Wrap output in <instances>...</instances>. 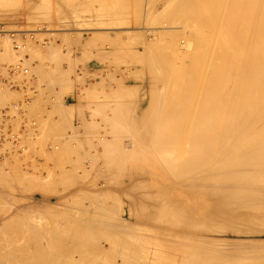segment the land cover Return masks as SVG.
Wrapping results in <instances>:
<instances>
[{"label": "bare ground", "instance_id": "6f19581e", "mask_svg": "<svg viewBox=\"0 0 264 264\" xmlns=\"http://www.w3.org/2000/svg\"><path fill=\"white\" fill-rule=\"evenodd\" d=\"M137 1H139V3H142L141 1H144V0H137ZM162 1H164L163 3L164 6L161 7V5L159 4L161 8L160 9V8H157L160 0L159 1L158 0H147L146 3H148V6H147L148 8L147 9L144 8V9H146L147 11L146 12L147 18L150 17L151 18L150 20L153 22V25H154L152 26V22H149L151 24L150 26L152 27H148V26L147 27H148V30L150 29L149 32L151 33L153 37L152 38L153 42H155L154 40L158 39L159 37H164L167 40L168 38H170V40L166 41V43L169 42L168 43L169 45L167 44L168 46L167 45L166 46L168 48L170 47V49L172 48V53H171V50H170V53L173 54V57L170 54L163 56L161 52H160L161 54H159L158 51L156 52V50H154L155 48L153 47L151 49L150 46H155L156 42L150 45L152 41H149V40H145L144 42L145 43L144 46L147 49L150 48V50H147V49L145 50L146 52L147 51L149 52V53L147 52V55L142 54V55L136 56V60L130 57L131 55L133 56V53L130 56L126 55L125 57L128 58L127 56H129L131 59H133L132 61H138V64H139L140 62L143 63L144 61H146L148 55L150 54L152 58V63L151 62L150 63L151 65H153L152 66L153 68L151 67L152 70L155 69L157 70V72L159 70L162 71L161 74H159L160 72L156 73L159 75V76L157 75L158 77L155 74L156 72L155 70H154L155 72L151 71V72H154L153 74H155V79L153 80V83H155V85L154 84L153 85L155 88H157L156 85L161 84L160 86H163L162 90L164 88L163 90L164 92L163 91L161 92L160 91L161 89L158 90V88L157 89L153 88L154 89L153 91L152 89L148 88L149 91H151V95L147 97V99L148 98L149 99L146 103V106L144 107L143 110H141L140 114L135 115L131 113L128 114L127 112H134L136 107L132 108L131 106H134L135 102H140L143 100L142 98H140L139 100H137L138 98L135 99V97L138 96L141 92V85L139 84H128L127 83L128 85H121L122 82L120 83V79H119L121 76L118 78H115L113 74L115 78L114 80L119 79V82H118L119 84L116 82L118 87H115L114 85L115 89L112 88V79L105 78L103 79V81L102 80L97 81V79H96L97 82L95 81L96 84L98 85L100 84V86L102 85L101 87L99 86L101 90H99L98 87H96L95 83H94L95 87H93L92 85L91 87L89 85L91 89H87V91L84 90L86 91V94H92L96 98H100L98 95V91L104 94L103 91L106 90V88L104 87V84H106L108 87L107 88L108 92H110V90L112 92V89H113L114 90L113 92L118 91L117 93L115 92L116 95L117 94L123 95V97L120 96L122 98L124 97L127 99L131 98V99L126 100L125 104H123L124 101H122V104L124 106L122 104L120 105L114 104V101H113L114 105H110L111 109L104 108L106 110L108 109L111 110V111L110 110L108 111V112H111V114H108V116L105 115L107 117L103 115L105 119L101 116V114H100V116L102 117L101 119H99L100 117L95 118V115L92 116V119L88 117L91 120L90 124L88 125L87 123L88 118L87 120H85L83 119L84 117L83 116L82 124L84 126L80 124L82 125L81 127H83V130L86 128L89 134L91 132H93L94 134L90 139L89 137H86V140L84 141L81 140V141H83L84 143H87L89 139L91 143H93L101 151L100 152L98 150L99 152H97V155L95 152V155L99 156L101 154L102 157L104 158L102 160L101 159L102 157L101 158L94 157L93 162H91L92 155H90L91 158L90 160H88L89 164H87L88 163L87 159L89 157L87 155L88 157L85 162L88 166L86 167H91L93 164L97 163V161H100V164H101V160H102V164L99 166V164L97 163L98 167L95 164L97 169L95 168L93 170L95 172L98 171L99 175H96L98 173L96 174L93 173L92 177L94 175H96L97 178L101 177L105 180V182L107 181L106 182L107 184H110L111 186L109 185L106 189L104 188L105 190L100 189L99 190L100 194H97L99 191L97 193H94L93 191L83 190V189L78 191L79 189L77 188L78 190H77V194H75L76 196L74 195V199L69 197L72 200L69 199L68 204H70L69 202L73 200H78L76 202L77 203L79 202L80 204L81 201L84 200V198L85 199L87 198L89 199V201L91 199H92L91 201L94 200L93 204H95L94 205L95 207H94V212L92 213L90 212L92 209L88 211V208L90 207L87 205V203L89 204L88 200H87L88 202L86 201L87 203L85 202L86 203L85 205L84 203L83 204L81 203V205H84V209H82L83 208L82 206V208H79L80 209L79 211H76L77 210L76 208L78 205L75 207L76 204L74 205L72 204L73 207H75L76 212L73 211V208L71 210V208H69L66 205L65 208L68 207V209H70L71 211L70 212L68 209L64 208L66 211H68L66 213V215H68L67 217H69V215L71 214L69 218L71 217L73 218V219L71 218L72 221L70 220L71 221L70 223L65 222V221L59 223L61 219L64 220L63 215H61L62 216L61 217L59 213L57 214L58 218L56 217L57 220L55 219V217L54 219H52L53 217L49 218V216L50 215L53 216V214L49 213L50 214L49 215L47 211H46L48 215L47 219L43 218L42 220L40 219L35 220L34 217L31 218L28 215V213H30L26 211L28 210V208L24 207L25 209H23L22 206L21 208L23 211H21V208H20L21 212L19 210L18 212L16 208V212L18 213L13 211L15 215L13 214L11 216V214L8 213L10 216L8 217L6 216L7 218H4V221H2L3 219L1 218V221H0V262L4 260L2 261V263L4 264H7L9 261L11 262L14 261L15 263L13 262V264H86V262L89 264H100V262L104 263V261L106 264L108 263L109 264H164V262L166 264H264V241H259L257 239L259 237H254L253 239H250L249 237H245L246 235L244 236V234H247V235L253 234L254 236L260 233H264V0H162ZM73 2L74 1H72V3ZM144 2L143 4H146ZM143 4H142V7H143ZM3 5L4 3H0L1 8L3 7ZM6 5H9V4L6 3ZM45 6L47 7L46 4ZM137 6L135 7L136 9H137ZM40 8L42 9V7ZM140 9L142 10V8ZM138 12H141V11L139 10ZM154 15H155V18L157 16L160 17L163 15L165 16L167 15V17H170V19L172 20L170 22L166 21L165 23H162V24L159 22L160 24L157 25V23H154V20H156L157 22L159 21V18L158 19L153 18ZM145 18H146V15H145ZM145 18H142L141 20ZM162 19H160L161 22H162ZM122 20H121V23H124L122 22ZM113 21L115 20L113 19ZM139 21L137 24H139ZM87 22L89 23V21ZM115 22L117 23V21ZM115 22H113V25L116 26V24H114ZM147 22L148 21H146V24H149ZM107 23L111 24L110 27L113 26L112 23H110L109 21ZM121 23L120 21L117 23L119 25L116 27V29H121V30L126 29L127 31H129L127 28L128 27L127 23H125L127 27L123 24L121 25ZM102 24H106V23L102 22ZM155 24L157 26H155ZM70 29H72V27ZM26 30L28 29H25V32ZM121 30H120L121 34L119 33L120 35H122V32L125 31V30H122V31ZM132 31L130 29L129 32L135 33ZM2 32L16 33V30L9 31L8 29L7 31L5 29L3 31L2 26H0V36L5 35L3 39H6V41L8 38H11L7 41V43L9 45H12V48H11L7 43H5L6 41L3 42L2 47H0V54H2L3 58L4 57L6 58V56L8 57V55L13 54L12 57L15 59L13 60L11 56H9L11 59L6 58V59H10L8 60L9 63L10 62L12 63L7 67V72H5L6 70L0 71L2 75L4 74V72L6 73L4 76L0 75V95H2L3 93V95L0 96V185L3 186L4 184L2 183L5 182L6 185L4 187H6L7 185L10 186L9 182L11 181L10 179L12 177L7 179V177L9 176H4V175L10 174L11 176V172L13 171L12 173H14V170L12 169L13 167L11 168V166L13 165L15 166V163L16 162L18 163L19 162L18 160H20V158L21 159L26 158L24 156L23 157L21 156L20 158L17 157L16 159L14 158V156L16 155L20 156L23 153L26 156L30 155L31 149L33 148L35 149V150L34 149L32 150L34 153L33 156H35L36 149H39L37 147L39 145H35V144H37L38 140L40 138L42 139L45 136V134L46 136L43 138V141H45L44 143L46 144L47 149L53 146L54 149L56 150L57 148L56 145L59 143L55 141L56 138L54 137H53V141H55L54 143H57V144H53L51 140L49 141L50 143L47 142L49 138L52 139V137H49L48 135L49 134L51 135V133H55L56 137L61 136L60 139H63L62 133H65V134L69 133L68 130H67L68 131L67 133L64 131H65V128L68 129V124L70 123V116L72 115L73 110L74 109L76 110L77 108V110L80 111L81 110L80 107L83 105V103H81V106L79 104H77L76 106V105H73L72 103L66 104L65 102H62L61 99L63 98H61V96H65L64 94L67 93V89L72 86V83H70L71 81L64 76L63 71L60 68H58L63 74L61 72L55 73L56 69L54 66V69H55L54 73L56 75H54L53 78L49 73L47 75V77L51 78L50 80H54L52 81V84L53 85L56 84V86H58V89L57 87L55 89V85L54 87H52L51 83H48L49 79L47 80L45 78L46 76L44 77V75H46V72L48 70H45L46 67L45 69H42L41 64H40L41 67L39 66L38 69L44 75L41 74L39 70L38 72H35L37 68L34 67V74H35V77H34V75L32 74V71H33L32 67L36 66V63L34 65L32 64L33 62L31 63L30 61H33V59L36 58V57H33V55L36 52V50L34 49L35 47L31 46L26 50L23 47V42L21 38H15L12 35V37L15 38L12 40V37H8V36L6 37L7 34L3 33L2 35ZM112 32H116L117 34L114 33L116 36L119 35L117 30L116 31L112 30ZM129 32L125 33V35L127 34L129 35ZM78 33L79 32L77 31V34ZM104 33H106L107 35V32H104ZM104 33L101 32V35ZM11 34L12 33H10L9 35ZM97 34L95 33L94 36ZM66 35L67 34H65V36ZM81 35L79 33L80 37ZM101 35L99 33V35L95 37L97 38L104 37L103 35L102 36ZM134 35H130V36H134ZM83 36L84 35H82V37ZM95 37H93V34L91 38L87 36L86 37V39H88L87 42L89 41V39H93V38L95 39ZM0 38L2 39V37ZM114 38H112V40L109 39V41H113ZM127 38L131 40L130 37H127ZM118 39L120 40V37ZM70 40L71 41L68 40L69 41L68 44L72 42V38ZM0 41L2 42V40ZM94 41H96V39ZM124 41L126 40L124 39ZM9 42L12 44H10ZM87 42L85 43L87 44ZM127 42L128 41L125 42L126 43L125 45H127ZM78 43L79 41H77V44ZM132 43H129V44H132ZM144 43L142 42V44ZM115 44H117V42ZM142 44H141V47L143 46ZM157 44L162 45L161 42H158ZM99 45L100 44H98V46ZM110 45H113V43ZM84 46H87V45H84ZM8 47H10V50L12 52L14 51V53L12 54L11 52L9 53ZM115 47L113 46V48ZM122 47L124 48V46H121L120 48L118 47L119 49L117 50L122 49ZM82 48H83L82 55L79 56V58H81L80 63H83L82 61L84 59H87V57H89L91 54L93 55V53H91L89 56H87L86 53L88 52L86 50L88 48L86 50H85V47H82ZM168 48H166V50ZM51 49H53L52 46H51ZM78 49H80V47ZM133 49L135 50V48ZM133 49L131 51L134 52ZM156 49H157V46H156ZM23 50L26 51L24 54H23L24 52ZM98 50L100 49L98 48ZM113 50L111 47L110 49H108V51L107 50L106 51L107 53L108 52L110 53L111 51L113 52ZM158 50H161V49L158 48ZM57 51L59 50H56V53ZM88 51L90 52V50ZM95 51L96 50L94 49V52ZM102 51L100 50L101 53L99 52L100 53L99 55L102 57L106 56V51L104 54H102L103 53ZM96 52L97 54L94 53V55H97L96 58L100 57L98 56V51ZM20 53H22L23 56L26 54V57L27 55L31 54L30 55L31 58L29 59V56H28L27 58L21 59L22 57L19 56ZM51 53H53L52 50H51ZM136 53H137V50H136ZM45 54L48 55L49 57V53H45ZM64 55L65 54H63L62 57H64ZM123 55L121 54V56ZM111 56L112 54L110 55V58H113ZM102 57L101 59H104ZM115 58H116V55H115ZM4 59L3 60L0 59L1 60L0 62L3 63ZM25 59L26 60L28 59V61L25 62L26 61ZM56 59L61 60V58H55V62H56ZM149 59L150 58L148 57V61ZM68 60H71V59H68ZM118 60L121 61L120 58ZM126 60L127 59H125V62ZM8 61L6 60V62L4 63L7 64ZM22 61L25 62L26 65L28 63L27 65L28 67L24 65ZM30 63L32 64V66L30 65ZM139 66L137 68H140L141 66L142 68L145 67L143 66V64L140 67ZM29 67L31 71L28 69ZM116 67L117 66H115L114 68ZM1 68L5 69V65L4 67H1ZM108 68L110 67H107V69ZM116 69H114V71ZM122 69H125V68H122ZM147 69L149 68L146 66V70ZM42 70H45L46 72L44 73L42 72ZM132 70H135V68ZM93 72L95 73L96 71H93ZM102 72L104 73L105 71H102ZM120 72H126V71L121 70ZM38 73H40V75L43 76V80L46 79V81H43V83L46 82L45 84H41L38 86L37 83H41L40 78L42 79V77L39 76ZM88 73L91 75L92 72L91 73L88 72ZM68 74H69V71H68ZM82 74H83V71H82ZM149 74L150 73L148 72L147 75ZM36 75H37V80L39 77V82H36L35 80ZM93 75L94 74L92 73L91 77H93ZM131 75L133 76V78H135V80L140 79V76H138L139 75L138 73L137 74L134 73ZM151 75H149V78L151 77ZM79 76L81 77V74ZM79 76H78V81L82 85L83 82H81L82 79H80L81 81L79 80ZM82 76L85 77L86 76L85 73ZM95 76L98 77L97 75ZM123 80H124V77H123ZM149 82L151 81L149 80ZM116 83L114 82V84ZM151 85H152V82H151ZM166 87H169V89L168 88L166 89ZM96 88H97V91H96ZM5 90L7 91V93ZM8 90L13 91V93L15 92L17 93V94L16 93L13 94L12 92L11 93L9 92L10 94H13V95L22 94L21 96H23L24 98L13 101V103L11 104L8 103L10 105H7V102L8 101L10 102V100L6 102L4 100V97L6 95H7L6 97L10 95L8 93ZM51 90L54 92H52ZM2 91H5V93ZM20 92H23V93H20ZM25 92L27 93L30 92L31 96H34V95L36 96L37 94L35 93L38 92V96L40 98H37V96L36 98L34 97L36 101L37 99L41 100V96H42L41 101L43 102L42 104L44 106L42 105V109H41L40 106L38 105L39 109H41V112L40 110L38 112H33L35 108L34 110H32L33 109L32 105H30L31 107V110H30L28 105L32 103L31 99L33 97L30 96V93L28 94L29 96H27L26 94L27 97H25L24 96ZM55 92L56 94L59 93L58 99L56 98L58 97V94L53 95ZM41 93L43 94L41 95ZM49 93H53L52 95L55 98L51 100H55L56 102L54 101L52 102L50 100L49 96L51 97L52 95L51 94L49 95ZM115 93H113V96H111L112 94L110 93L111 94L110 96L113 99L118 97V95L117 97L114 96ZM46 96L48 97L50 102L46 101L48 100ZM132 98H134L135 100H133ZM2 99L6 102V104ZM40 100L39 102H41ZM45 102H48L47 103L48 105L50 103V106L53 105L51 103L55 104L54 107H52L53 110H55V113L53 110L52 112L54 114L57 113L56 115L60 116L59 118L60 120L59 119L56 120L55 118L57 116L54 117L53 116L54 114L52 112H51L52 114L48 112L52 116L42 112L43 109L45 108ZM115 102L117 103L118 101H115ZM88 103L89 102H87V104ZM105 103L107 105L108 102H105ZM99 104L100 103H96V111L98 112L100 111ZM50 106H49V110L47 109L48 107L46 108L48 111H51L52 109V108L50 109ZM108 106L104 105V107H108ZM82 108L85 109V107H82ZM89 108H92L94 111L93 106L88 107L87 109ZM77 113H76V116H77ZM79 117L81 118V116ZM79 117H76V118L78 119ZM50 118L51 119L54 118V120L56 121L54 122L52 120L53 121L52 123L51 120H48ZM80 118H79V122H80ZM98 119L103 121L102 123H104V126L101 124L99 125V127L95 128L96 126L94 125V123H98V121L93 122V120H98ZM47 120L50 121L52 124L51 123L48 124ZM84 120L87 123V125L83 123ZM101 121L99 122L101 123ZM78 123L76 122L75 124L78 125ZM91 124L92 126L94 125L95 127L92 128L93 130L90 129L91 131L89 132L88 128L92 127L90 126ZM107 125L109 126V128ZM71 126L72 125L69 126L70 131L72 129L70 128ZM78 127L76 126L75 128L72 129V131H74V129ZM81 127L79 129H81ZM100 127L105 128V130L104 131L97 130ZM78 132H73V133H75L76 135ZM94 132L95 133L98 132V133L95 134ZM121 133L129 135L127 138L130 137L133 142H129V139H130L129 138L128 139L129 144L128 143L125 144V142H123L125 137L123 138V136L119 135ZM80 134L78 133L79 136ZM73 135L74 134H72V136ZM78 135L74 136V138L69 139L67 137L66 139L68 141L71 140L72 142L73 141L72 139H75ZM66 139L61 141V143L63 144L61 145V147L60 145L58 146L60 147L58 148L59 150L61 148H64L62 146H65L66 149H68L67 147L69 146V144L70 146H72L73 143L69 142L67 144ZM81 139H83V137ZM182 139L186 140L185 141L186 143H184V141L180 142V140ZM44 143L43 144L40 143V144L45 145ZM51 143H52V146L50 145ZM181 143L184 146L186 144V146L184 148L183 146H180L178 148V144H181ZM77 144H80V143H78L77 141ZM88 144H86V146ZM42 145L40 146L42 147ZM83 146L84 144L82 146L78 145V147L76 145V147L78 148L77 149L78 151L76 150L72 151L73 148L70 147L71 148L70 152L75 153L76 151L80 153L82 151L79 150V147H82L83 149ZM86 146H85V149H86ZM171 146L172 148L174 146L177 148V150L175 149L176 152H178V149L182 147L183 149L182 148L181 149L182 151L184 150L183 151L184 153L181 150L180 151L183 153V155L179 156L178 153H176L178 155L177 156L176 154H173L174 150L170 148ZM53 147L51 148V152H55ZM28 149H30V152H29L30 154L29 153L27 154L26 152V151H29ZM66 149L65 150L63 149L65 153L68 152ZM85 149H83V152L86 151ZM89 149L87 150L88 154L89 152L91 153ZM39 150H37L38 153L40 152ZM171 150L173 153L171 152ZM44 151L45 150H43V152ZM64 151H62V153ZM10 152H12L15 155L10 154ZM44 153L46 156L47 153L46 152ZM49 153L47 154L48 155L47 157L51 155V154L49 155ZM62 153H61V156L60 155L59 156L63 159ZM79 153H76L75 155L77 156ZM82 153L80 154L82 155ZM70 154L71 153H69V155ZM10 155H13V157ZM66 155H64V157ZM71 155H74V154H71ZM8 156H10L12 159L14 158L13 160H16V162L13 161L14 162L13 165L9 164L11 165L10 168L12 171L7 167L8 164L7 166L5 165L6 164L5 159L7 160L10 158V157L8 158ZM55 157L57 156L55 155ZM55 157H51V159L52 158L54 159ZM83 157L86 158L85 155ZM131 157H133L135 161L132 164H128L127 158L130 159ZM44 158L46 159V157ZM72 158L73 157H69L70 161L68 159L67 160L64 159V160L66 162L67 161L71 162L73 159H75V157L73 159ZM76 158H79V157H76ZM95 158L98 160L95 161L94 160ZM31 159L33 160V158L31 157L29 162H31ZM41 159H40L41 161H38L39 163L40 162L42 163L43 158ZM57 160L58 159H56L55 167L57 164ZM77 162H75L74 160L73 167L75 168L73 170L70 169L71 171H75L76 169L78 170L77 167L79 166L80 168L82 167V165H78L79 163L77 164ZM32 163L33 162H31L30 165H32ZM43 163L46 164L45 160ZM75 163L77 165H75ZM2 164H4V166L7 167V171L10 170L9 173H7V171L4 170L5 168L2 169L3 168ZM86 164H84V166ZM63 165L62 163L61 164L59 163L57 165L56 169L58 172L56 175H58V177H60L61 179L62 177L66 176L67 179L65 180H67L68 182V180H70L69 178H70L71 173L69 174L70 170H68L69 171L68 172L66 167L63 168L64 167ZM86 167L85 169L87 170ZM33 168L35 167L33 166ZM33 168L31 167V170ZM44 168H45V165H44ZM52 168L54 169V165H52V167L49 169H52ZM53 169L50 170V173L51 171H53ZM16 170L18 171L17 168L15 169V171ZM83 170L84 168L82 167V171ZM27 171L26 172L24 171V172L30 175L31 174L29 172L30 170L28 171L29 173ZM87 171L84 172L85 176L92 174L91 173L92 171H90L91 174L88 171L86 175ZM80 172H81V169H80ZM80 172L79 173L76 172L79 175V177L81 173H83V172L81 173ZM50 173H49V170H48V173L46 172L47 177L45 176V173H44L45 180H44V176H42L41 178H43L42 179L43 181H41V180H36L37 178L40 179L39 177H36L38 176V174H34L36 176L32 175L34 178L29 179V177L23 174V171H22L23 176L27 177L25 186L27 188L29 187V190L31 191H38L43 194L53 195L56 192V190H49L51 188L50 187L51 185L49 186L50 187L49 189L47 188L49 185V183L47 184V181L50 182L52 186L56 183V182L55 183L51 182L50 179L54 175ZM84 173L81 176V178L83 177L81 180L84 179ZM40 174L41 172L39 173V176ZM67 174H69V178ZM12 175L14 176V174ZM50 175H51V178H50ZM73 175L75 174L73 173L72 176ZM16 176H19V174L18 175L15 174L14 177ZM96 176L93 178L96 179ZM14 177L12 181L16 179ZM58 177L56 178V180L60 179ZM4 178L10 181L8 182ZM123 178H127L128 181L130 182V185L128 184L129 185L128 187L126 184H124ZM148 178L150 181L149 183L150 185H147L149 181H146V180ZM61 179L60 181L58 180L60 184L62 183ZM73 179L77 180L75 179V176L72 178V180ZM74 180L72 182L69 181L70 183H73V184H70V186L71 185L73 186L74 183L76 182L80 183L79 181L75 182ZM91 180L92 179H90V182ZM93 180H92V183L95 184V186L98 184H101V186L103 187L105 185L104 183L96 184L93 182ZM96 180L98 181V179ZM96 180L94 181L96 182ZM166 180H170V184L166 183ZM12 181H11V185H12ZM88 181H85V182L87 183ZM21 182L22 181H20L21 185L25 184ZM13 183L15 182L13 181ZM63 184L65 185L66 181ZM63 184H61L63 187H65L63 189L67 190L68 189V187L66 188L67 184L65 186ZM93 184H90L89 186L92 187ZM8 186L6 188H10ZM15 187H18V186L16 185L14 186V188ZM54 187L55 185L52 188L54 189ZM126 187H127V190L129 191L131 190L130 193L133 194V195L131 194V196L130 195L128 196V194L126 195V199L130 200L132 204H129L126 202L121 203L120 201L121 199L119 200L120 197L118 196L117 192L123 191L125 195ZM14 188H11L10 191H13V190L15 191L16 188L15 189ZM61 188L62 187L60 186V189ZM110 188H112V190ZM22 189H25V188L22 187ZM57 192H59V190H57ZM4 193L3 195H1L2 198H0L1 199L0 202L2 201V204H3V200H2L3 196L8 195L7 197L12 198L13 196L18 195L13 192L9 194L8 193L4 194ZM67 196H70V194ZM71 196L73 197V195ZM99 197L106 198V199L108 198L111 201H107L106 199L105 200L103 199L104 200L103 201ZM169 197L173 198L174 200H170ZM4 198H6V196ZM98 198L102 202H99V201L97 202L96 200ZM12 199H8L9 204L10 203L14 204V202H10V201L15 200L16 202L18 200V199L17 200L16 199L12 200ZM145 199H147V201ZM6 201H7V198H6ZM6 201L3 204L4 206L7 204L5 208L9 206V204L6 203ZM91 201L90 203H92ZM65 203L67 204V202ZM2 204L0 203V213L1 214L6 213V211H4L5 209L3 208L4 206H2ZM60 204H61V201H60ZM120 205H123V208L125 207L124 213L128 214L126 218H123L124 216H122L123 209L120 208ZM55 206H56V203H55ZM85 206L86 208L87 207L88 208L86 209ZM132 206L134 207L133 209L135 210L137 208V210L135 212L132 211V213L134 212L133 213L134 215H137V214L141 215L142 220L144 219L146 224H142L141 222L139 223L140 221L139 219L132 221L131 219L128 218L129 214L131 213ZM146 206H149V207H146ZM33 207L35 208V206ZM78 207H81V206H78ZM57 208H59L60 210V207H58V205H57ZM147 208H149V210H147ZM150 208L152 209L150 210ZM8 209L10 210V207H8ZM45 209L47 210V208ZM62 209L63 208H61V211L58 210L60 214L65 212L64 209H63L64 212H62L63 211ZM48 211H50V209ZM57 212H55L54 215H56ZM37 213L39 212H36V214ZM42 214L43 213H41V215ZM59 217H61L60 220H58ZM109 217H112L110 218L111 221ZM80 219L83 222H80ZM163 224H168L170 228H165ZM141 225L144 228L140 227ZM161 226H163L165 230L167 229L170 230L169 232H166L163 234L164 235L163 239L159 237V231L161 230L160 228ZM152 227H155L156 230L153 231ZM10 230L11 231L14 230L15 231L14 233L16 234L13 235V231L9 232ZM63 230H68L67 233H69V231H73V233L65 234L64 232H62ZM45 231H47V234L44 233ZM9 235H13V236H9ZM13 237L14 239H12ZM101 237H106L109 242H107V244L105 245L103 243H100L99 239ZM134 239L138 241L137 244L140 243L138 244L140 246L134 244L136 243V241L134 242ZM132 241L134 243H132ZM164 241H166L172 247H169V245L168 246L165 245L167 243ZM29 243L32 244V247H33L32 249L26 248V245H28ZM104 243H106V241H104ZM162 243H165V244H162ZM22 244L25 245L24 249H18V248H22L20 247V245ZM12 248H14V252L13 250H11ZM184 248H188V249H184ZM246 250H248L249 252H247ZM6 257H8L9 260L7 259V262L5 263ZM106 261H108V263Z\"/></svg>", "mask_w": 264, "mask_h": 264}, {"label": "rangeland", "instance_id": "374dc122", "mask_svg": "<svg viewBox=\"0 0 264 264\" xmlns=\"http://www.w3.org/2000/svg\"><path fill=\"white\" fill-rule=\"evenodd\" d=\"M14 1V2H13ZM72 1H74L73 3H72ZM104 1V2H103ZM107 1V2H106ZM137 0H47V1H45V0H0V3H4V5H3V7L1 8L0 7V9H2V10H0V26H2V30L4 31L5 29L8 31V29H9V31H15L16 30V33H14V32H2V35H3V33H5V34H7L6 35V37L8 36V37H12V35L15 37V38H21V40H22V42H23V47L27 50L29 47H31V46H33V47H35L34 49L36 50V52H35V54L33 55V57H36V58H34L35 59V61H34V59H33V61H30L32 64H34L35 65V63H36V66H33L32 67V69H33V71H32V74L34 75V77H35V74H34V67H36L37 68V70L35 71V72H38V68H39V66L41 67V65H42V69H45V67H46V69L45 70H48L47 72L45 71V70H42V72H46V75H44L43 73H41L40 72V70H39V72L41 73V74H43L44 75V77L49 81H47L48 83H51V86L52 87H54V85H55V87H56V84H52V81H54V80H50L51 78H49V77H47V75H48V73L52 76V78H53V76L54 75H56L55 73H57V72H61L58 68H60L62 71H63V73H64V76L67 78V79H69L71 82L70 83H72V85H73V83L74 84H78L79 83V85H81V83L78 81V76L81 74V77L79 76V80L80 79H82V81L81 82H83V83H85V80H88V81H93L94 82V80H102L103 81V79H105V78H110V79H112V88H114L115 89V87H118V85H117V83L119 82V79H120V83L122 82V84L121 85H128V84H139V85H141V92H140V94L138 95V96H136L135 97V99H137V100H139L140 98H142L143 100L142 101H140V102H135V105L134 106H131L132 108H135L136 107V109L134 110V112H127L128 114L129 113H131V114H135V115H138V114H140V112H141V110H143L144 109V107L146 106V103H147V101H148V99H147V97L149 96V95H151V91H149V89L148 88H150V89H152V91L154 90V89H157L158 88V90L159 89H161L160 91L162 92L163 90H164V88H163V90H162V87L163 86H160L159 84H157L156 85V87L157 88H155L154 87V85H155V83H153V80L155 79V74L156 73H158V72H160L159 74H161L162 73V71L161 70H159L158 72H157V70H155V69H153L152 70V66L153 65H151V63H152V58H151V55L149 56L148 55V57L150 58L149 59V61H148V57H147V60L146 61H144L143 63L142 62H140L139 64H138V61H132L133 59L134 60H136V56H139V55H144V54H146L147 55V52L145 51L147 48L144 46L145 45V40H149V41H152V43H150V45H152V44H154L155 42H156V45L155 46H150L151 47V49H152V47L153 48H155L154 50H156V52L158 51V53L159 54H161L162 53V55L163 56H166L167 54L169 55H171L172 57H173V54H171L172 53V48L170 49V47L168 48L167 46L169 45L168 43L169 42H167L166 43V41H168V40H170V38H168V40L167 39H165L164 37H159L158 39H160V40H158V39H156V40H154L155 42H153V37H152V35H151V33L149 32V30H148V27H152V26H154L153 25V22L150 20L151 18L150 17H148L147 18V11H146V9L148 8L147 6H148V3H146L147 2V0H144V1H141L142 3H139V1H137ZM159 1V0H158ZM9 2V3H8ZM10 2H12V3H10ZM29 2V3H28ZM31 2V3H30ZM37 4H36V3ZM118 2V3H117ZM120 2H122V3H120ZM143 2L144 3H146V4H143ZM6 3L7 4H9V5H6ZM18 3H19V5H18ZM41 3V4H40ZM44 3V4H43ZM65 3V4H64ZM72 3V4H71ZM107 3V4H106ZM127 3V4H126ZM158 3V2H157ZM163 3H164V1H162V0H160V2L158 3V7L157 8H160V5H161V7L162 6H164L163 5ZM24 4V5H23ZM33 4V5H32ZM45 4L47 5V7L45 6ZM64 4V5H63ZM71 4V5H70ZM99 4V5H98ZM120 4V5H119ZM129 4V5H128ZM139 6V4H140V8H142V10L137 6V5ZM142 4H143V7H142ZM160 4V5H159ZM49 5V6H48ZM62 5V6H61ZM68 5V6H67ZM119 5V6H118ZM125 5V6H124ZM135 5V6H134ZM2 6V5H1ZM44 6V7H43ZM78 6V7H77ZM84 6V7H83ZM102 6H103V8H102ZM123 6V7H122ZM128 6V7H127ZM137 6V9L135 8ZM145 6V7H144ZM35 7V8H34ZM40 7H42V9L40 8ZM115 10H114V9ZM144 8H146V9H144ZM47 9V10H46ZM97 9V10H96ZM111 9V10H110ZM161 9V8H160ZM35 10V11H34ZM66 10V11H65ZM103 10V11H102ZM120 10V11H119ZM136 10V11H135ZM141 11V12H138V11ZM144 10V11H143ZM156 10H158V9H156ZM69 11H70V13H69ZM72 11V12H71ZM76 11V12H75ZM58 12V13H57ZM107 13V14H106ZM127 13V14H126ZM137 13V14H136ZM141 13H143V14H141ZM146 13V14H145ZM47 14H48V16H47ZM53 14V15H52ZM73 14V15H72ZM157 14V13H156ZM155 14V15H156ZM145 15H146V18H145ZM155 15L153 16V18H155ZM158 15V14H157ZM134 16V17H133ZM138 16V17H137ZM141 17V18H140ZM59 18H60V20H59ZM77 18H78V20H77ZM108 18V19H107ZM126 18V19H125ZM136 18V19H135ZM139 18V19H138ZM142 18H145V19H143V20H141ZM153 18H152V20H153ZM159 18V21H157L156 22V20H154V23H157V25H159L160 23L162 24V23H165L166 21H168V22H170L172 19H170V17H167V15L165 16V15H163V16H160V17H156L155 19H158ZM163 18V19H162ZM106 19V20H105ZM110 19H111V21H110ZM113 19L115 20V21H117V23L120 21V23H121V20H122V22H124V23H121V25L123 24V25H125L126 27H127V25H128V30L130 31V29H131V31H132V29H133V31L132 32H135V33H131V32H129V31H127L126 29H122V30H125L124 32H122V35H120L121 34V32H120V30L121 29H116V27L119 25V24H117L115 21H113ZM125 19V20H124ZM129 21H128V20ZM138 19V20H137ZM150 21H149V20ZM160 19H162V22H161V20ZM170 19V20H169ZM103 20H105V21H103ZM127 20V21H126ZM140 20V21H139ZM87 21H89V23L87 22ZM110 22V23H112V25H113V22H115L114 24H116V26L115 25H113L112 27H110V25L111 24H109V23H107V22ZM138 21H139V24H137L138 23ZM142 21V22H141ZM146 21H148L147 23H149V22H152V26H150L151 24L149 23V24H146ZM72 22H74V23H72ZM78 22H80L81 23V25H80V23H78ZM82 22H84V23H82ZM93 22H94V24H93ZM102 22L104 23H106V24H102ZM130 22V23H129ZM134 22H136V23H134ZM160 22V23H159ZM5 23V24H4ZM65 23H66V25H65ZM88 23V24H87ZM125 23H127V25L125 24ZM140 23H141V25H140ZM33 24V25H32ZM68 24V25H67ZM102 24V25H101ZM107 24H109V25H107ZM132 24V25H131ZM136 24V25H135ZM120 25V26H121ZM138 25V26H137ZM156 24H155V26H157ZM100 26V27H99ZM102 26V27H101ZM107 26V27H106ZM124 26V27H125ZM134 27V28H132V27ZM141 26V27H140ZM148 26V27H147ZM72 27V29H70ZM98 27V28H97ZM108 27H110V28H108ZM125 27V28H126ZM136 27H138V28H136ZM146 27V28H145ZM40 28V29H39ZM45 28V29H44ZM91 28V29H90ZM108 30H107V29ZM137 30H136V29ZM19 29V30H18ZM24 31H23V30ZM25 29H28V30H26V32H25ZM35 29V30H34ZM110 29V30H109ZM30 30V31H29ZM32 30V31H31ZM34 30V31H33ZM94 30V31H93ZM97 30V31H96ZM112 30L113 31H116L117 30V32H118V36H116L114 33H116V32H112ZM121 30V31H122ZM136 30V31H135ZM145 30V31H144ZM148 30V31H147ZM76 31V32H75ZM77 31L80 33V35H81V33H82V35H84L83 37L85 38H83L82 37V35H81V37L79 36V33L77 34ZM91 31H93V32H91ZM107 32V35H106V33H104V32ZM127 31V32H126ZM140 31V32H139ZM59 32V33H58ZM63 34H62V33ZM97 32H98V34H97ZM101 32L102 33H104V34H102L104 37L106 36H108L107 38L105 37V39H104V37H101L102 35H101ZM129 32V35L127 34V35H125V33H128ZM10 33H12L11 35H9ZM18 33H20V34H18ZM49 33V34H48ZM97 34V35H99V33H100V37L101 38H97V37H95V36H97V35H95L94 36V34ZM109 33H111V34H109ZM114 35H113V34ZM65 34H67L66 36H65ZM77 34V35H76ZM92 34H93V37H95V39H96V41H94L93 39H89V41L87 42V40L88 39H86V37L88 36L89 38H91L92 37ZM111 36H109V35ZM117 34V33H116ZM135 34V35H134ZM138 34V35H137ZM63 35V36H62ZM130 35H134V36H130ZM142 35H143V37H142ZM5 36V35H4ZM4 36H0V37H2V39L0 38V40H2V42L0 41V47H2V43L3 42H5L6 41V39H3L4 38ZM17 36V37H16ZM68 36H69V38H68ZM77 36H79V37H77ZM122 36V37H121ZM150 36H151V38H150ZM5 37V38H6ZM14 37H12V40L13 39H15ZM64 37V38H63ZM110 37V38H109ZM115 37V38H114ZM116 37H117V39H116ZM120 37V40L118 39ZM125 37V38H124ZM127 37H130V39L131 40H129ZM133 37V38H132ZM166 37V36H165ZM68 38V39H67ZM72 38V42L71 43H69L68 44V42L69 41H71L70 39ZM75 38V39H74ZM76 38H78V39H76ZM112 38H114L113 39V41H109V39L110 40H112ZM146 38V39H145ZM163 40H162V39ZM167 38V37H166ZM9 39H11V38H8L7 39V41L9 40ZM63 39H65V40H63ZM116 39V40H115ZM124 41V39L126 40V41H128L127 42V45H125L126 43V41H122V40ZM132 39H134V40H132ZM142 39H143V41H142ZM152 39V40H151ZM4 40V41H3ZM11 40V41H12ZM69 40V41H68ZM79 41V43L77 44V41ZM7 41L5 42V43H7ZM65 41V42H64ZM66 41H67V43H66ZM76 41V42H75ZM87 42V44L85 43V42ZM121 42V44H120V42ZM129 41H131V42H129ZM139 41V42H138ZM144 43V44H142V42ZM165 42V44H164V42ZM94 42H96V43H94ZM100 42H102V43H100ZM104 42V43H103ZM117 42V44H115ZM133 42V43H132ZM158 42H161L162 43V45L161 44H157ZM10 43V42H9ZM43 43V44H42ZM50 43V44H49ZM63 43V44H62ZM81 43V44H80ZM93 43V44H92ZM108 43V44H107ZM113 43V45H110V44H112ZM119 43V44H118ZM129 43H132L133 45H135V46H133L132 44H129ZM143 45L142 47H141V44ZM8 44V43H7ZM10 44H12V43H10ZM55 44V45H54ZM93 45V46H91V45ZM94 44H95V46H96V48H95V46H94ZM98 44H100L99 46H98ZM115 44V45H114ZM123 44V45H122ZM168 44V45H167ZM9 45V44H8ZM76 45V46H75ZM82 45V46H81ZM84 45H87V46H84ZM117 45V46H116ZM124 46V48L122 47V49H120V50H117V49H119L121 46ZM167 45V46H166ZM11 48H12V45H9ZM48 46V47H47ZM51 46L53 47V49H51ZM103 46V47H102ZM113 46L116 48H113ZM129 46H131V47H129ZM156 46H157V49H156ZM159 46V47H158ZM163 46V47H162ZM166 46V47H165ZM10 47H8L9 48V53L11 52V54L12 53H14V51L12 52L11 50H10ZM57 47H59V48H57ZM61 47V48H60ZM80 47V49H78ZM82 47H85V50L88 52V53H86L87 54V56H89L91 53H93V55L91 54L89 57H87V59H84L82 62L83 63H80L81 62V58H79V56H81L82 55ZM101 47H102V49H101ZM112 47V50H113V52L111 53L112 54V56L111 57H113V58H110V53L108 52L107 53V51H108V49H110ZM119 47V48H118ZM129 47V48H128ZM47 48V49H46ZM56 48V49H55ZM98 48L102 51V50H104V51H102L103 53L102 54H104L105 53V51H106V56H104V57H102V56H100L99 54L101 53L100 52V50H98ZM126 48V49H125ZM128 48V49H127ZM131 48V49H130ZM133 48H135V50L133 49ZM145 48V49H144ZM158 48L159 49H161V50H158ZM164 48V49H163ZM166 48H168L167 50H166ZM94 49L96 50V51H98V56H100V57H98V58H96L97 57V55H94V53H96L97 54V52L95 51L94 52ZM124 49V50H123ZM134 50V52L133 51H131V50ZM143 49V50H142ZM51 50H52V52L53 53H51ZM56 50H59V51H57V53H56ZM80 50V51H79ZM88 50H90V52L88 51ZM116 50V51H115ZM129 50V51H128ZM136 50H137V53L138 52H140V51H142V52H140V53H138V55H137V53H136ZM140 50V51H139ZM147 50H150V48L149 49H147ZM153 50V51H154ZM170 50H171V53H170ZM24 51V50H23ZM62 51V52H61ZM65 51V52H64ZM118 51V52H117ZM125 51V52H124ZM131 51V52H130ZM163 51V52H162ZM168 51H169V53H168ZM26 51H24L23 52V54L25 53ZM66 53L65 55H64V57H62L63 55H62V53ZM100 52V53H99ZM120 52H122V53H120ZM126 52H127V54H126ZM130 52V53H129ZM155 52V51H154ZM161 52V53H160ZM165 52H167V53H165ZM45 53H49V57H48V55H47V57L45 58L44 56H43V54H45ZM68 53V54H67ZM113 53H114V55H113ZM133 53V56L131 55ZM149 53V52H148ZM157 53V54H158ZM121 54L123 55V56H121ZM1 55V57H0V59H4L3 57H2V54H0ZM15 55H17V54H15ZM31 55V54H30ZM30 55H27V57L29 56V59L31 58L30 57ZM52 55V56H51ZM53 55H55V56H53ZM115 55H116V58H115ZM126 55H131L130 57H132L133 59H131L129 56H127L128 58H126L125 56ZM9 56H13V54L12 55H8V57L6 56V58H10ZM19 56L20 57H22L21 59H23V58H27L26 57V54L23 56L22 55V53H20L19 54ZM69 56V57H68ZM15 57V56H14ZM17 57V56H16ZM20 57H18V58H20ZM61 58V60L60 59H56V62H55V58ZM101 57L102 58H104V59H106V60H104V59H101ZM5 58V59H6ZM13 58V57H12ZM63 58V59H62ZM77 58V59H76ZM100 58V59H99ZM109 58H110V60H109ZM121 59V61L120 60H118V59ZM123 58V59H122ZM4 59V62H6V60L8 61V60H10V59H6L5 60ZM31 59V60H32ZM51 59V60H50ZM68 59H71V60H68ZM76 59V60H75ZM115 59H116V61H115ZM125 59H127L126 60V62H125ZM129 59V60H128ZM13 60H15L14 58H13ZM13 60H11V61H13ZM26 60V59H25ZM25 60H23V61H25ZM79 60V61H78ZM1 61V60H0ZM22 61V63H24V65H26V63L25 62H27L28 61V59L25 61V62H23ZM47 61V62H46ZM60 61V62H59ZM65 61V62H64ZM72 61V62H71ZM119 61V62H118ZM131 61V62H130ZM2 63V62H0V65H1V67H4V65H5V69H2L1 67V69H0V71L2 70H6L5 72H7V67L12 63V62H10L9 63V61L7 62V64L6 63ZM59 62V63H58ZM71 62V63H70ZM112 62V63H111ZM114 62V63H113ZM130 62V63H129ZM135 62V63H134ZM147 62V63H146ZM151 62V63H150ZM14 63V62H13ZM30 63V65L32 66V64ZM38 63H39V65H38ZM67 63V64H66ZM105 63V64H104ZM108 63H110V64H108ZM126 63V64H125ZM132 63H134V64H132ZM149 63V64H148ZM41 64V65H40ZM82 64V65H81ZM115 64V65H114ZM136 64V65H135ZM143 64V66H145V67H143L142 68V65ZM146 64V65H145ZM148 64V65H147ZM27 65H28V63H27ZM26 65V66H27ZM29 65V66H30ZM59 65V66H58ZM71 65V66H70ZM102 65V66H101ZM111 65H112V67H111ZM141 67H140V66ZM151 65V66H150ZM25 66V67H26ZM54 66H55V69H54ZM73 66V67H72ZM80 66V67H79ZM82 66V67H81ZM110 67V68H108L107 69V67ZM115 66H117L116 68H114ZM128 66H129V68H128ZM140 67V68H137V67ZM146 66L149 68V69H147L146 70ZM28 67V66H27ZM53 67V68H52ZM152 67V68H151ZM88 68V69H87ZM104 68V69H103ZM122 68H125V69H122ZM135 68V70H132V69H134ZM137 68V69H136ZM30 71H31V69H30V67L28 68ZM58 69V70H57ZM64 69V70H63ZM106 69V70H105ZM114 69H116L115 71H114ZM54 70H55V73H54ZM78 70V71H77ZM98 70V71H97ZM107 70H109V71H107ZM122 70H125L126 72H120V71ZM132 70V71H131ZM138 70V71H137ZM141 70V71H140ZM142 70H143V72H142ZM156 72H155V71ZM67 71V72H66ZM68 71H69V74H68ZM82 71H83V74L85 73V75L87 76H82L83 74H82ZM84 71H86V72H84ZM93 71H96L95 73L93 72ZM102 71H105L104 73L102 72ZM114 71V72H113ZM146 71V72H145ZM151 71H154L155 72V74H153L154 72H151ZM4 72V74L2 75L1 73H0V75H2V76H4L6 73ZM88 72H92L94 75H93V77H91L92 76V73H91V75L88 73ZM99 74H98V73ZM101 72V73H100ZM111 72H112V74H111ZM130 72H131V74H134V73H138L139 75L138 76H140V79H137V80H135V78H133V76L130 74ZM148 72L150 73L149 75H151V77L149 78V75H147L148 74ZM40 73H38V75L39 76H41L40 75ZM62 73V72H61ZM62 73V74H63ZM112 75H110V74ZM119 73H120V75H119ZM122 73H123V75H122ZM140 73H141V75H140ZM143 73V74H142ZM113 74H114V76H115V78H118V77H120L119 79H117V80H114L115 78H114V76H113ZM128 74V75H127ZM67 75H69V76H67ZM95 75H97L98 77H96ZM110 75V76H109ZM119 75V76H118ZM125 75V76H124ZM158 74H156V76H157ZM71 76V77H70ZM95 76V77H94ZM124 77V80H123V77ZM131 76V77H130ZM159 76V75H158ZM157 76V77H158ZM42 77V79L40 78V82L41 83H37L38 84V86L39 85H41V84H45V83H43V81H46V79H44L43 80V76H41ZM56 77V76H55ZM101 77V78H100ZM127 77V78H126ZM129 77V78H128ZM153 77V78H152ZM152 79V80H151ZM35 80H36V82H39V77H38V80H37V75H36V78H35ZM114 80V81H113ZM122 80V81H121ZM140 80H141V82H140ZM149 80L152 82V85H151V82H149ZM51 81V82H50ZM77 81H78V83H77ZM114 82L116 83V84H114ZM155 82V81H154ZM82 83V84H83ZM128 83V84H127ZM149 83V84H148ZM157 83V82H156ZM119 84V83H118ZM154 84V85H153ZM50 85V84H49ZM114 85H115V87H114ZM149 86V87H148ZM152 88H151V87ZM161 87V88H160ZM40 88V87H39ZM154 88V89H153ZM169 89V87H166V89ZM39 90V89H38ZM37 90V91H38ZM100 90V89H99ZM116 90H117V88H116ZM6 91V90H5ZM5 91H2V92H4L5 93ZM27 91V90H26ZM42 91H44V90H42ZM52 91V90H51ZM114 90L112 89V96H113V93H117L118 91H115V92H113ZM13 93V91H9L8 90V93ZM39 92V91H38ZM38 92H36L35 94H37L36 96H37V98H40L39 96H38ZM52 92H54V91H52ZM164 92V91H163ZM6 93H7V91H6ZM9 93V94H10ZM16 93V92H15ZM15 93H13V94H15ZM20 93H23V92H20ZM20 93H18V94H20ZM30 93V92H29ZM29 93H27V92H25L24 93V96L25 97H27V96H29L28 94ZM116 93L114 94V96L115 97H117V95H118V97H119V99H118V97L117 98H115V99H113L112 100V105H114V104H122V101H124V103L123 104H125L126 103V100H128V99H131V98H122L123 97V95H119V94H117L116 95ZM150 93V94H149ZM13 94H10V95H8V97H6L5 95V97H4V100L7 102L8 100H10V102L8 101L7 102V105H10L11 103H13V101H16V100H18V99H23L24 97L23 96H21V95H13ZM17 94V93H16ZM26 94H27V96H26ZM43 93H41V95H42ZM52 95L53 93H49V95ZM56 94V92L53 94V95H55ZM58 94V97H56L57 99L59 98V93H57ZM56 94V95H57ZM2 95H3V93H2ZM2 95H0V96H2ZM33 95V94H32ZM40 95V94H39ZM49 96V98H50V100L51 99H53V98H55L54 96ZM64 95H66V94H64ZM98 95H99V97H102L101 95H103L101 92H99L98 91ZM30 96H31V93H30ZM36 96L34 95V96H31V97H33L32 99H31V102L33 103H31V104H29L28 105V107L30 108V110H31V107H30V105H32V110H34V108H35V110L33 111V112H38L39 110H40V112H41V109H42V96H41V100L40 99H37V101H36ZM120 96H122V97H120ZM35 97V98H34ZM47 97V96H46ZM2 98V97H1ZM13 100H12V99ZM61 98H63V99H61L62 100V102H64L63 100L65 99V96H61ZM33 99H34V101H33ZM47 99H48V97H47ZM56 99V100H57ZM97 99H99V98H97ZM133 100H135L134 98H132ZM3 100V99H2ZM1 100V101H2ZM3 100V101H4ZM12 100V101H11ZM39 100L41 101V102H39ZM50 100L48 99V100H46V101H49L50 102ZM136 100V101H137ZM4 101V102H5ZM52 102L54 101V102H56L55 100H51ZM113 101H114V104H113ZM115 101H118L117 103L115 102ZM121 103H120V102ZM6 102H5V104H6ZM37 102V103H36ZM8 103H10V104H8ZM48 102H45V108L43 109V111L42 112H44V113H46V114H49L50 116H52L51 114L53 113L52 112V110H53V108L52 107H54V103H51V104H53V105H51L50 106V103H49V105L47 104ZM37 106H36V105ZM122 104V105H123ZM134 104V103H133ZM40 106V108L41 109H39V106ZM47 105V106H46ZM132 105V104H131ZM33 106H35V107H33ZM44 106V105H43ZM49 106H50V109H51V111H48L49 110ZM124 106V105H123ZM48 107V108H47ZM48 110H47V109ZM56 108V107H55ZM46 109V110H45ZM37 110V111H36ZM89 110V109H88ZM54 111V113H55V110H53ZM48 112H52L51 114L50 113H48ZM57 112V111H56ZM89 112H90V110H89ZM53 113V114H54ZM57 114V113H56ZM56 114H54L53 116H57ZM60 114V113H59ZM48 115V116H49ZM59 118H60V116H58ZM95 121H98V123H94V125L96 126H92V124L90 125V126H92L91 128L89 127L88 128V130H89V132L91 131L90 129H92L93 127H95V128H97V127H99V125H103L104 126V123H102L103 121H101V120H93V122H95ZM99 121H101V123L99 122ZM69 123V122H68ZM71 123V124H70ZM70 125H72L70 128H75L74 126H73V124H72V115L70 116ZM68 124V129L67 128H65V131L64 132H68L69 131V133H67V134H65V133H62L63 134V136L65 137H63L62 136V138L63 139H60L61 138V136L60 137H56L55 136V133H51V135L49 134L48 136L49 137H52V139H50L49 137H47V138H49V140L47 141V142H49L50 140H51V142H53V144H57V143H59V144H57L56 146H57V148H56V150L54 149V147L52 146V143L50 144L52 147H53V149L55 150V152H51V148L49 147V149H47V147H46V144L44 143L45 141H43V138L46 136V134H45V136L40 140H38V143L37 144H35V145H39V146H37L39 149H36V151H35V156H33V149H31V154L29 153L30 152V149H28L29 151H26L27 152V154L29 153L30 155H25L24 153V155L22 154V155H20V156H18V155H16V156H14V158H16L17 159V157H26L25 159H21L20 158V160H18L19 162L17 163L16 162V160H13L10 156H12L13 157V155H15V154H13L12 152H10V154H13V155H10V156H8V158L10 159H5V162H6V166H7V164H8V168L11 170V168L14 170V173H12L11 172V176H10V174L8 175H4V176H9V177H7V179H9V178H11L10 180L12 181V179H13V177L15 176V174L16 175H18L19 174V176L21 177H19V176H16V177H14V178H16L15 180H13L15 183H13V181H12V185H11V181L9 182L7 179H5V180H7L8 182H9V185L10 186H8V187H10V188H6V187H4L5 185H6V183L5 182H3L2 184H4L3 186L2 185H0V186H2V187H0V198H2V196L1 195H3V193L4 194H9V193H15V194H18V195H15V196H13L12 198H10V197H7L8 195H5L6 196V198H7V201H6V198H4L5 196H3V204H4V202L6 201V203H8L9 204V202H8V199H12V200H14V199H18L16 202H15V200L14 201H10V202H14V204L12 205L11 203L9 204V206L8 207H10V210L8 209V207H6L7 208V210H6V208H5V206L7 205H3L2 204V201L0 202L1 204H2V206H4L3 208L5 209L4 211H6V213H0V221H1V218L3 219L2 221H4V218H7L8 216H10L9 214H11V216L14 214L15 215V213L14 212H16V208H17V211L19 210L20 211V208H21V206H22V208L23 209H25L24 207H27L28 208V210H26L27 212H30V213H28V215L31 217V218H35V220L37 219V220H42L43 218L44 219H47L48 218V215H47V213H46V211L48 212V214L50 213V214H53V216L52 215H50L49 216V218H52V219H54V217H55V219L57 220V218H58V216H57V214L59 213V215L61 216V215H63V217H64V220H62L61 219V217H59V219L58 220H60L59 221V223H61V222H71L72 221V219L71 218H69L70 217V215H69V217H67L68 215H66V213L68 212V211H66L65 209H68V207L69 208H71V210H72V208H73V211H75L76 209V211H79L80 209L79 208H82V206H83V208L82 209H84V205L89 201V199H85L84 198V200H82V201H84V202H82L81 200V203L83 204L84 203V205H81V203L79 204V202L77 203L76 201H78V200H73V201H70L69 203L70 204H68V201H69V199L70 200H72L71 198H73L74 199V195L75 194H77V190L78 191H80V190H87V191H93L94 193H97L100 189H103V190H105L110 184H107L106 182H105V180L103 179V178H101V177H99V178H97V176L96 175H99V172L97 171V172H95V171H93L95 168H96V165H97V167H98V164H99V166L102 164V160L104 159L103 157H102V155L100 156H96L97 155V152H99L100 151V149H98L93 143H91V141L89 140L94 134H93V132H91L90 134L88 133V131L86 130V128L83 130V127H81L82 125H80V122H79V124H78V128H76L77 129V131H76V129H74V131H72V129H71V131L69 130V125ZM65 126V125H64ZM84 126V125H83ZM108 126V125H107ZM66 127V126H65ZM81 127V129H79ZM102 127H100L99 129H97V130H102V131H104L105 130V128H102ZM108 128H109V126H108ZM111 128V127H110ZM68 130V131H67ZM81 130H83V131H81ZM93 130V129H92ZM94 130H96V129H94ZM79 131V132H78ZM73 132H78L79 134H80V132H81V134H80V136L78 135V133L76 134V135H78L75 139H72L73 141L71 142V140L70 141H68L66 138L68 137L69 139H71V138H74V136H76L75 135V133H73ZM74 134L73 136H72V134ZM86 133H88V134H86ZM95 133V132H94ZM96 133H98V132H96ZM95 133V134H96ZM65 134V135H64ZM69 134V135H68ZM70 134H71V136H70ZM68 135V136H67ZM120 136H123V138H124V140H123V142H125V144H129V142H133L132 140H131V138L129 139V138H127L129 135H126V134H124V133H121V134H119ZM53 137L54 138H56V142L57 143H54L55 141H53ZM80 139H79V138ZM83 137V139H81ZM84 137H85V139H84ZM86 137H89V139H88V142H89V144H88V142L87 143H84L83 141L84 140H86ZM46 138V139H47ZM58 138H59V140H58ZM127 138V139H126ZM66 139V143L68 144L69 142L70 143H73L72 144V146H70V144H69V146L71 147V148H73V150L72 151H74V150H76V151H78L77 149V147H78V145L80 146H82L83 144H84V146H83V149H85V146H86V144H88L87 146H86V151H84L83 152V149H82V147H79V150L80 151H82L83 153H84V155H85V157L86 158H84L83 156V153L82 152H80V153H82V155L79 153V152H76L75 151V153L74 152H70L71 151V148L68 146L67 148L68 149H66L65 148V146H62V147H64V148H61L62 149V151H64L65 149L69 152V153H71V154H74V155H69V153L67 152V153H65V151L62 153V151H61V149L59 150L58 148H60L61 147V145L63 144V143H61V141H63V140H65ZM128 139H129V142H128ZM75 140V141H74ZM81 140H83V141H81ZM39 141H40V143H44L45 145H42V144H40L39 143ZM41 141H43V142H41ZM60 141V142H59ZM77 141H78V143H80V144H77ZM183 142L184 141V143H186L185 141L186 140H184V139H182V140H180V142ZM75 142V143H74ZM83 142V143H82ZM86 142V141H85ZM50 143V142H49ZM178 143V142H177ZM177 143H176V145H177ZM65 144V143H64ZM67 144H66V146H67ZM40 145H42V147L40 146ZM60 145V147H58ZM76 145H77V147H76ZM91 145V146H90ZM93 145V146H92ZM43 146H45V147H43ZM180 146H183V148L186 146V144H185V146L181 143V144H178V148L180 147ZM36 147V146H35ZM36 147V148H37ZM76 149H75V148ZM93 149H92V148ZM30 148V147H29ZM42 148H43V150H45L44 152H46L47 154L49 153V155L51 154V155H53V154H55L57 157H55V155H53V156H49V157H47L48 155L46 154V156H45V153L43 152V150H42ZM89 149V151H91V153L89 152V154H88V149ZM96 148V149H95ZM172 150H174L173 152H172V150H171V152L173 153V154H176V153H178V155L180 156V155H183V151H182V149L180 148V149H178V152H176V150H177V148L174 146L173 148H172V146L170 147ZM52 149V150H53ZM64 149V150H63ZM176 149V150H175ZM35 150V149H34ZM37 150H39L40 152L38 153V151ZM47 150V151H46ZM53 150V151H54ZM93 150H94V152H93ZM99 150V151H98ZM183 152H181V151ZM57 151H58V153H57ZM42 152H43V154H42ZM60 152V153H59ZM86 152V153H85ZM95 152H96V155H95ZM101 152V151H100ZM53 153V154H52ZM57 153V154H56ZM61 153H62V157H63V159L60 157L61 156ZM65 153V154H64ZM76 153H79L78 155H80V156H76L75 154ZM93 153H94V155H93ZM180 153V154H179ZM66 154H68V155H66ZM99 154V153H98ZM32 155V156H31ZM60 155V156H59ZM64 155H66L65 157H64ZM89 157H88V156ZM90 155H92L91 157H92V159H91V162H93V158L94 157H96V158H101L102 160H101V164H100V161H97V163H95V164H93L92 166L91 165H89V166H91V167H86V166H88L87 164H89V161L88 160H90ZM177 155V154H176ZM177 155V156H178ZM29 156H30V158L32 157L33 158V160L31 159V162H33L32 163V165H30L31 164V162H29L30 161V158H29ZM44 157H46V159L44 158ZM51 157H55L53 160L51 159ZM59 157V158H58ZM66 157H68V158H66ZM69 157H75V159H73L71 162H69L70 161V159H69ZM76 157H79V158H76ZM80 157H82V158H80ZM87 157H88V159H87ZM34 158H36V159H34ZM41 158H43V161H42V163L40 164L38 161H41L42 159ZM49 158V159H48ZM84 158V159H83ZM94 159L95 161L96 160H98V159ZM12 159V160H11ZM29 159V160H28ZM41 159V160H40ZM56 159H58L57 160V164H56V167H57V165L60 163H62V165H63V163H64V167L63 168H67V171L68 170H73L75 167H73L74 166V164H73V162H74V160H75V162H77V164L78 165H82V167L84 168V170L85 171H89V173H90V171H92L90 174L91 175H87V173H88V171L86 172V175L87 176H85V171L83 172L82 171V167L80 168V166L79 167H77L78 168V170L76 171H71L70 170V172H69V174H70V178H69V174H67V176H68V178L70 179V180H68V182L70 181V182H72L73 180H72V178L75 176V179H77V180H74L75 182L76 181H79L80 183H78V182H76V183H74V185L72 186V188H71V186H70V184H73V183H68L67 182V180H65V179H67V177L66 176H64V177H62V179L60 178V177H58V175H56L57 174V169H56V167H55V162H56ZM64 159H68L69 161H65ZM78 159V160H77ZM81 159V160H80ZM83 159V160H82ZM86 159H87V164H86ZM24 160V161H23ZM44 160H45V163L46 164H44L43 162H44ZM51 161V162H49V161ZM61 160V161H60ZM63 160V161H62ZM8 161V162H7ZM11 161V162H10ZM16 162L15 163V166L13 165L14 164V162ZM22 161V162H21ZM36 161V162H35ZM53 161V162H52ZM94 161V162H95ZM127 161H128V164H132V163H134V161H135V159L133 158V157H131L130 159L129 158H127ZM4 162V161H3ZM4 162V163H5ZM66 162V163H65ZM81 162V163H80ZM90 162V163H91ZM104 162V161H103ZM29 163V164H28ZM53 163V164H52ZM69 163V164H68ZM73 165H72V164ZM86 164L85 166H84V164ZM9 164H12L13 166H11V165H9ZM19 164H20V166H19ZM39 164V165H38ZM45 165V168H44V165ZM76 163H75V165H77ZM3 166V168L2 169H4L5 171H7V167H5L4 166V164H2ZM41 165H43V166H41ZM49 165V166H48ZM52 165H54V169H53V171H51V173H52V175H54L52 178H51V175H50V180H51V182L53 183H55L54 185H55V187H54V189L52 188L53 186H52V184L50 183V182H48L47 181V184L49 183V185H48V189L49 190H56V192L53 194V195H51V194H43V193H40V192H38V191H31V190H29V187L27 188L25 185H26V178L27 177H29V179H32V178H34L32 175H34V174H38V176H36V175H34V176H36V177H39L40 179H36V180H41V181H43L42 179L43 178H41L42 176H44V173H45V176L47 175L46 174V172L48 173V170H49V173H50V170H52V169H49V168H51L52 167ZM10 166H11V168H10ZM33 166L35 167V168H33ZM41 166V167H40ZM48 168H47V167ZM95 166V167H94ZM31 167L33 168L32 170H31ZM36 167H38V168H36ZM73 167V168H72ZM85 167L87 168V170L85 169ZM94 167V168H93ZM18 169V171L21 173V175H20V173L16 170L15 171V169ZM91 168V169H90ZM22 170L23 171V174H25L26 176H23V174H22V171H20V170ZM23 169H25V170H23ZM30 171H29V170ZM42 169V170H41ZM45 169V170H44ZM47 169V170H46ZM80 169H81V172H83L84 173V179L83 180H81L82 178H81V176L83 175V173H81L80 172ZM90 169V170H89ZM97 169V168H96ZM10 170L9 171H7V173H9L10 172ZM29 171L31 174V176L29 175V174H27V173H25L26 171ZM41 170V171H40ZM25 171V172H24ZM27 171V172H28ZM33 173H32V172ZM44 171H46V172H44ZM55 171V172H54ZM18 174H17V173ZM28 172V173H29ZM38 172V173H37ZM41 172V174H40V176H39V173ZM75 174V175H73L72 176V174L73 173ZM81 173V175H80V177H79V175L77 174V173ZM43 173V174H42ZM50 173V174H51ZM93 173L94 174H96V173H98V174H96V175H94L93 177H95L96 176V179H98V181L95 179V178H93L92 177V175H93ZM12 174H14V176L12 175ZM77 175V176H76ZM45 176H44V180H45ZM58 178H60L61 179V184H63V183H65V181H66V184L68 185H66V188L68 187V189L67 190H65V189H63V188H65V187H63L61 184H60V179H57L56 180V178L57 177ZM148 176V175H147ZM19 177V178H18ZM31 177V178H30ZM47 177V176H46ZM77 177V178H76ZM90 177H92V178H90ZM94 179V180H96V182L93 180V182L94 183H104L105 185L102 187L101 186V184H98V185H96L95 186V184H93L92 183V180H91V182H90V179ZM20 179H22V180H20ZM23 179H24V181H23ZM28 179V180H29ZM53 179H54V181H53ZM65 181H64V180ZM89 181H88V180ZM101 179V180H100ZM103 179V180H102ZM124 180V184H126L127 185V187L130 185V182L128 181V179L127 178H123ZM4 180V181H5ZM22 181L21 183H25V184H20V181ZM49 180V181H50ZM56 180V181H55ZM59 180V181H58ZM63 180V181H62ZM99 180H100V182H99ZM6 181V182H7ZM18 181V182H17ZM85 181H88L87 183L85 182ZM128 181V182H127ZM59 182V183H58ZM85 182V183H84ZM166 183H169L170 184V180H166ZM14 184V185H13ZM19 184V185H18ZM46 184V185H47ZM59 184V185H58ZM90 184H93V186L92 187H90L89 185ZM107 184V185H106ZM129 184V185H128ZM149 184V183H148ZM18 186V187H15L14 188V186ZM23 188H25V189H27V190H25V189H22V187ZM24 185V186H23ZM45 185V184H44ZM51 185V186H50ZM57 185V186H56ZM64 185V184H63ZM64 185V186H65ZM81 185V186H80ZM150 185V184H149ZM12 186V187H11ZM20 186V187H19ZM50 186V187H49ZM60 186L62 187L61 189H60ZM95 186V187H94ZM111 186V185H110ZM70 187V188H69ZM81 187V188H80ZM127 187H126V189H125V191L127 192H125V195H124V193H123V191L121 192V191H118L117 192V194H118V196L120 197L119 198V200L121 201V203H123V202H126V203H129V204H132L131 203V201L130 200H128V199H126V195L128 194V196L130 195L131 196V194L132 193H130V191L129 190H127ZM2 188V189H1ZM11 188H14L15 189V191L13 190V191H10L11 190ZM56 188V189H55ZM78 188V189H77ZM105 188V189H104ZM19 189V190H18ZM62 189H63V191H62ZM111 190H112V188H110ZM57 190H59V192H57ZM114 190V189H113ZM2 191V192H1ZM96 191V192H95ZM54 192V191H53ZM88 193H90V192H88ZM93 193V194H94ZM70 194V196H67V195H69ZM97 194H100V191L97 193ZM71 195H73V197L71 196ZM88 195V194H87ZM133 195V194H132ZM20 196V197H19ZM76 196V195H75ZM85 196V195H84ZM124 196H125V198H124ZM19 197V198H18ZM22 197V198H21ZM26 197V198H25ZM31 197V198H30ZM69 197H71V198H69ZM27 198H29V199H27ZM100 198V197H99ZM97 199L96 201L98 202H102L100 199H106V198H100V199ZM130 198V197H129ZM170 198V197H169ZM5 199V200H4ZM21 199H23V200H21ZM65 199V200H64ZM1 200V199H0ZM88 200V201H87ZM92 200V199H91ZM90 200V201H91ZM103 200V201H104ZM107 201H111L110 199H106ZM146 201H147V199H145ZM170 200H174L173 198H170ZM42 201V202H41ZM44 201H45V203H44ZM49 201V202H48ZM60 201H61V204H60ZM75 201V202H74ZM87 201V202H86ZM90 201H89V204L87 203V205L88 206H90L89 208H88V211H90L91 209V213L92 212H94V205L95 204H93L94 203V200L93 201H91L92 203H90ZM59 202V203H58ZM65 202H67V204L65 203ZM86 202V203H85ZM106 202V201H105ZM55 203H56V206H55ZM65 203V204H64ZM148 203V202H147ZM37 204V205H36ZM42 204V205H41ZM53 204H54V206H53ZM74 204H76L75 205V207L78 205V206H81V207H78L77 206V208L75 209V207H73V205ZM92 204H93V206H92ZM149 204V203H148ZM39 205V206H38ZM57 205H58V207H60V210H59V208H57ZM62 205H64V206H61ZM66 205L68 206L67 208H65L66 207ZM71 205H72V207H71ZM86 205V206H87ZM12 206V207H11ZM19 207V209H18V207ZM33 206H35V208L33 207ZM50 206V207H49ZM86 206H85V208H86ZM57 209H56V208ZM93 207V208H92ZM146 207H149V206H146ZM2 208V209H3ZM22 208H21V211H23L22 210ZM26 208V209H27ZM44 208V209H43ZM45 208H47V210L45 209ZM61 208H65L64 210H65V212H64V210L62 211V212H64V213H62V214H60V212L59 211H61ZM86 208V209H87ZM120 208H122L123 209V213H122V216H124L123 218H126L127 217V215L128 214H125L124 213V208H123V205H120ZM134 207L132 206L131 207V213L129 214V219H131L132 221H135L136 219H139L140 221H139V223L141 222L142 224H146L145 223V220L143 219L142 220V217H141V215H134L133 213L137 210V208H136V210L135 209H133ZM13 209V210H12ZM50 209V211H52V212H54V213H52V212H50V211H48ZM53 209H54V211H53ZM152 208H150V210H151ZM32 210V211H31ZM58 212H57V211ZM69 211H70V209H68ZM139 210H140V208H139ZM142 210V209H141ZM144 210V209H143ZM147 210H149V208H147ZM156 210V209H155ZM3 211V210H2ZM14 211V212H13ZM18 211V212H19ZM20 211V212H21ZM25 211V210H24ZM75 211V212H76ZM132 211H134L133 213H132ZM12 212V213H11ZM18 212H16V213H18ZM35 212V213H34ZM36 212H39V213H37L36 214ZM55 212H57L56 213V215H54L55 214ZM71 212V211H70ZM9 213V214H8ZM41 213H43L42 215H41ZM36 214V215H35ZM133 214V215H132ZM32 215V216H31ZM73 215V214H72ZM126 215V216H125ZM7 216V217H6ZM40 216V217H39ZM46 217V218H45ZM57 217V218H56ZM68 219H67V218ZM31 218H29V219H31ZM110 218H112V217H109V219ZM69 220V221H68ZM71 220V221H70ZM110 221H111V219H110ZM79 222V221H78ZM80 222H83L81 219H80ZM111 224V223H110ZM151 224H153V223H151ZM164 225V227L165 228H170L169 227V225L168 224H163ZM110 227H111V225H110ZM140 227H143L142 225L140 226ZM163 226H161L160 228H161V230L159 231V237L161 238V239H163L164 238V233H166V232H169L170 230L169 229H167V230H165V228H164ZM144 228V227H143ZM152 230L154 231V230H156V228L155 227H152ZM13 231V235H15L16 233H14L15 231L14 230H12ZM11 230L9 231V232H12ZM62 232H64L65 234H69V233H73V231H69V233H67L68 232V230H63ZM45 234H47V231H45L44 232ZM10 234H12V233H10ZM13 235H9V236H13ZM246 235V236H245ZM244 236L245 237H249L250 239H253L254 237H259V238H257L259 241H264V233H260V234H258V235H254L253 236V234H249V235H247V234H244ZM46 237V236H45ZM232 238V237H231ZM230 238V239H231ZM12 239H14V237L12 238ZM43 239H45V238H43ZM14 241V240H13ZM104 241H106V243H104ZM136 241V243H134ZM99 242L100 243H103L104 245L105 244H107V242H109L108 240H107V238L106 237H101L100 239H99ZM134 242L132 241V243H134V244H136V245H138V244H140V243H138L137 244V240H135L134 239ZM164 242H166V241H164ZM167 243V242H166ZM169 243H171V242H169ZM162 244H165V243H162ZM23 245V244H22ZM20 245V247H22V248H18V249H24V247H25V245ZM165 245H169L168 243L167 244H165ZM138 246H140V245H138ZM169 247H172L171 245H169ZM26 248H30V249H32L33 247H32V244H28V245H26ZM16 249V248H15ZM184 249H188V248H184ZM246 249V248H245ZM244 249V250H245ZM248 249H250V248H248ZM11 250H13V252H14V248H12ZM247 252H249L248 250H246ZM13 252H12V254H13ZM11 254V255H12ZM7 259L9 260V258L8 257H6V260H5V263L7 262ZM2 261H4V260H2ZM2 261L0 262V263H2ZM9 262H11V261H9ZM7 263V264H13V262H11V263ZM107 263H108V261H106ZM15 263V262H14ZM103 262H100V264H102ZM2 264H4V263H2ZM86 264H89V263H87L86 262ZM103 264H106L105 263V261H104V263ZM109 264V263H108ZM164 264H166L165 262H164Z\"/></svg>", "mask_w": 264, "mask_h": 264}, {"label": "crops", "instance_id": "0c3cea01", "mask_svg": "<svg viewBox=\"0 0 264 264\" xmlns=\"http://www.w3.org/2000/svg\"><path fill=\"white\" fill-rule=\"evenodd\" d=\"M63 54H66V53H62V55ZM43 56L46 58V54H43ZM86 81V80H85ZM96 80H94V82L93 81H86L85 83H83L82 85H78V84H73L70 88H68L67 89V93H66V95H65V100H64V102L66 103V104H73V105H76L77 106V104H79L80 106H81V103H83V105L80 107V109L82 110H77V108H76V110L74 109L73 110V113H72V124H73V126H78L77 124H75L76 122L78 123L79 122V116H81V118H80V124H82V121H83V119H85V120H87V118L88 117H90L91 119H92V116H94L95 115V118H98V117H100L99 119H101L102 117H103V115L105 116V115H107L108 116V114H111V112H108L110 109H111V106L110 105H112V92H111V90H110V92H108L107 91V85L106 84H104V87L106 88V90L105 91H103L104 92V94L102 95V97H100L99 99H97L94 95H92V94H86V91H87V89H91L90 88V86L92 85L93 87H95V84H96V82L98 81H96ZM95 83V84H94ZM86 84V85H85ZM90 85V86H89ZM98 84H96V87H98V89H100L101 90V86H100V84L97 86ZM84 86V87H83ZM87 86H89V87H87ZM91 86V87H92ZM100 86V87H99ZM57 87V89H58V86H56ZM56 87H55V89H56ZM81 87V88H80ZM104 88V89H105ZM103 89V90H104ZM84 90H86V91H84ZM96 91H97V88H96ZM111 93V94H110ZM111 95V96H110ZM84 102H85V104H84ZM87 102H89L88 104H87ZM91 102H92V104L94 103V102H96V103H100L99 104V112L98 111H96V103H94L93 105L91 104ZM105 102H108L107 103V105H106V103ZM103 103V104H102ZM88 105V106H87ZM103 105V106H102ZM104 105L105 106H108V107H104ZM93 106V108H94V111H93V109L92 108H89V110H90V113H89V110L87 109L88 107H92ZM82 107H85V109L84 108H82ZM87 107V108H86ZM103 108V109H102ZM104 108H110V109H108V110H106V109H104ZM84 109V110H83ZM106 110V111H105ZM75 111H76V113H77V116H76V113H75ZM102 111H104V112H102ZM111 111V110H110ZM79 112H81V113H79ZM98 112V113H97ZM103 114H102V113ZM105 112H107V113H105ZM88 113V114H87ZM105 113V114H104ZM100 114H101V116H100ZM79 115V116H78ZM89 115V116H88ZM99 115V116H98ZM84 116V117H83ZM97 116V117H96ZM107 116H105V117H107ZM55 117V116H54ZM58 117V116H57ZM55 118L56 120L57 119H59V117L58 118ZM76 117H79L78 119L76 118ZM82 117H83V119H82ZM105 117H103L104 119H105ZM90 118H88V121H87V123H88V125L90 124V122H91V120H90ZM48 120H51V122L53 123V121L55 122L56 120H54V118L53 119H48ZM47 120V122H48V124L49 123H51L50 121H48ZM53 120V121H52ZM60 120V119H59ZM85 120H84V124L85 125H87V123L85 122ZM58 122V121H57ZM51 123V124H52ZM60 123H61V121H60ZM62 123H64V122H62ZM79 124V123H78ZM63 125V124H62ZM83 125V124H82ZM61 127V126H60ZM146 181H149V178L146 180ZM146 183V182H145ZM148 183H150V181L148 182ZM147 185H149V184H147Z\"/></svg>", "mask_w": 264, "mask_h": 264}]
</instances>
